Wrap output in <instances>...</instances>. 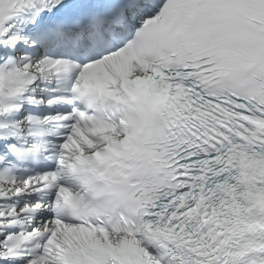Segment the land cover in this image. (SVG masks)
<instances>
[{"label":"snow or ice","instance_id":"1","mask_svg":"<svg viewBox=\"0 0 264 264\" xmlns=\"http://www.w3.org/2000/svg\"><path fill=\"white\" fill-rule=\"evenodd\" d=\"M0 264H264V0H0Z\"/></svg>","mask_w":264,"mask_h":264}]
</instances>
